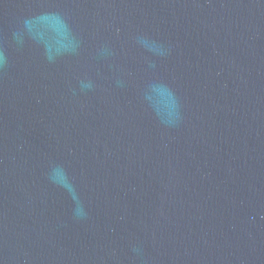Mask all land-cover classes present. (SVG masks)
<instances>
[{
	"label": "water",
	"instance_id": "obj_1",
	"mask_svg": "<svg viewBox=\"0 0 264 264\" xmlns=\"http://www.w3.org/2000/svg\"><path fill=\"white\" fill-rule=\"evenodd\" d=\"M0 264H264V0H0Z\"/></svg>",
	"mask_w": 264,
	"mask_h": 264
}]
</instances>
